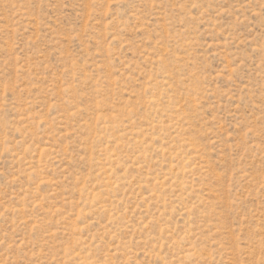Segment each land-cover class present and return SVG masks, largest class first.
<instances>
[{
    "label": "rangeland",
    "instance_id": "374dc122",
    "mask_svg": "<svg viewBox=\"0 0 264 264\" xmlns=\"http://www.w3.org/2000/svg\"><path fill=\"white\" fill-rule=\"evenodd\" d=\"M0 264H264V0H0Z\"/></svg>",
    "mask_w": 264,
    "mask_h": 264
}]
</instances>
